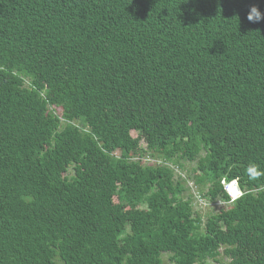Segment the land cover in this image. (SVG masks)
I'll return each instance as SVG.
<instances>
[{
    "label": "trees",
    "instance_id": "1",
    "mask_svg": "<svg viewBox=\"0 0 264 264\" xmlns=\"http://www.w3.org/2000/svg\"><path fill=\"white\" fill-rule=\"evenodd\" d=\"M252 4L0 0V264H264ZM188 180L225 204L202 228Z\"/></svg>",
    "mask_w": 264,
    "mask_h": 264
},
{
    "label": "rangeland",
    "instance_id": "2",
    "mask_svg": "<svg viewBox=\"0 0 264 264\" xmlns=\"http://www.w3.org/2000/svg\"><path fill=\"white\" fill-rule=\"evenodd\" d=\"M141 146L145 147V143L141 141ZM145 163H152L154 160H146ZM184 167L181 170H175V175H180L181 177H186L191 168L195 166L194 163L184 162ZM189 188L193 198H192V208L195 213H197L201 218V228L205 222L206 216L211 212H216L219 208L225 206L224 203L217 201L216 203L206 201L200 197V193L197 191V187L193 184L191 180H188L186 183ZM162 262L161 264H173L168 258L169 254H162ZM218 262L208 261L207 264H228V258H226L223 254H220L217 258Z\"/></svg>",
    "mask_w": 264,
    "mask_h": 264
},
{
    "label": "clouds",
    "instance_id": "3",
    "mask_svg": "<svg viewBox=\"0 0 264 264\" xmlns=\"http://www.w3.org/2000/svg\"><path fill=\"white\" fill-rule=\"evenodd\" d=\"M261 3H264V0H260ZM246 19L250 23H260L264 21V12L261 11L258 4H252L249 7L247 12ZM245 172L251 181L259 180L262 176H264V170H262L259 165L256 163L250 162L245 169ZM221 184L223 187L224 193L230 199V201H236L241 198L244 193L240 188V178L233 177L231 179L225 177L221 180Z\"/></svg>",
    "mask_w": 264,
    "mask_h": 264
}]
</instances>
